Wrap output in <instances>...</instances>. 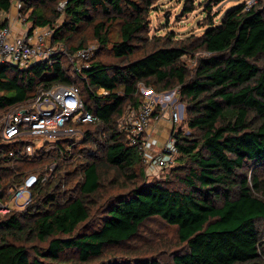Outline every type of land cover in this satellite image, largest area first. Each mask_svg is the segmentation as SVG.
<instances>
[{"label": "trees", "instance_id": "trees-1", "mask_svg": "<svg viewBox=\"0 0 264 264\" xmlns=\"http://www.w3.org/2000/svg\"><path fill=\"white\" fill-rule=\"evenodd\" d=\"M158 1H24L20 16L31 29L53 27L54 45L75 54L92 40L98 51L80 74L64 56L27 69L0 64V113L42 86L64 84L79 88L96 120L78 125L84 140L71 150L73 141H63V158L52 152L43 160L58 158L60 172L36 189L27 211L0 215V264H264V0L249 10L241 4L220 23L211 18L202 35L186 38L150 36ZM222 1L210 0L206 14ZM13 2L0 0V12ZM194 10L186 1L184 15ZM141 84L156 93L179 87L186 105L176 133L180 166L151 182L141 144L119 129L142 105ZM36 164L16 166L27 174ZM6 168L0 161L4 188L12 181ZM154 218L176 228L184 247L168 261L124 246ZM118 249L122 255L110 254Z\"/></svg>", "mask_w": 264, "mask_h": 264}, {"label": "built area", "instance_id": "built-area-1", "mask_svg": "<svg viewBox=\"0 0 264 264\" xmlns=\"http://www.w3.org/2000/svg\"><path fill=\"white\" fill-rule=\"evenodd\" d=\"M24 1L14 0L18 12L14 20L26 25L25 19L20 16ZM257 2L246 0V10ZM65 4H60V11ZM5 20H9V13L0 12V21ZM54 33L55 29L51 26L28 27L23 36H16L13 26L8 24L0 30V64L9 63L27 69L37 63L51 64L54 58L64 56L70 62L73 73L80 74L90 69V61L98 51L97 44L70 54L65 46L52 43ZM140 92L143 97L140 109L127 112L119 121V129L132 145L141 144V154L149 172L174 168V155L177 154L175 134L185 119L180 88L156 93L141 84ZM98 94H104V91L100 90ZM165 117L171 124V131L162 150L156 153L149 144V131L154 122ZM95 120L86 109L79 88L64 84L42 86L34 98L1 112L0 161L10 166L6 169L12 181L7 188L0 185V215L27 211L34 203L36 189L55 181L60 172L58 158L51 162L43 160L52 152L63 158V141H73L67 145V149L71 150L74 144L84 140V133L78 125ZM31 161L37 163L34 172L24 174L18 170L17 164Z\"/></svg>", "mask_w": 264, "mask_h": 264}, {"label": "rangeland", "instance_id": "rangeland-1", "mask_svg": "<svg viewBox=\"0 0 264 264\" xmlns=\"http://www.w3.org/2000/svg\"><path fill=\"white\" fill-rule=\"evenodd\" d=\"M186 1L191 2V0H159L156 4V9L151 15L152 23L150 26V36H164L169 32H174L177 38H186L190 35H202L208 29L207 24L209 19L212 18L216 23H220L223 16L228 11L235 9L246 2V0H223L218 4H212V12L207 15L205 8L209 5L210 0H193L195 3V10L184 15L183 11ZM61 3L58 5V11H60L59 8ZM61 23L62 19H58L56 22V24ZM87 35H90L89 30L87 31ZM88 44V46H90L96 44V42L90 40ZM185 60L192 67L195 65L196 58L193 57V55L185 57ZM186 131H188V135H190V131ZM176 158L177 154L174 155V160L176 164L175 166L178 167L180 164L178 161H176ZM172 169L173 168L162 171L156 169L152 172H149L148 169H146L147 176L145 177V180H147V182H151L155 179H165V176H167ZM249 173L251 175L252 171H249ZM260 174L262 178H264V172H260ZM111 178H113V172L110 173L109 179ZM110 191L113 194L114 191L121 192L124 190L119 188L116 190L114 188V190ZM124 246L130 248H134L135 246L141 247L142 255H145L144 257H150L156 254L164 261L169 260V255L173 251L184 249V247L179 244L177 229L168 226L159 218H154L147 221L142 227L138 239L135 240V242L126 244ZM113 252L116 255H122L123 253L121 249L114 250L110 254Z\"/></svg>", "mask_w": 264, "mask_h": 264}, {"label": "crops", "instance_id": "crops-1", "mask_svg": "<svg viewBox=\"0 0 264 264\" xmlns=\"http://www.w3.org/2000/svg\"><path fill=\"white\" fill-rule=\"evenodd\" d=\"M17 15L18 12L13 3L12 8L9 12V20H5V21H8V24L13 26V32L16 36H23L27 32L28 26L27 24L26 25L21 24L19 20H14ZM0 22H4V21H0ZM170 131H171V124L166 119V117L152 124L151 129L149 131L150 133L149 144L152 147L153 151L157 153L162 150L163 146L168 140Z\"/></svg>", "mask_w": 264, "mask_h": 264}, {"label": "water", "instance_id": "water-1", "mask_svg": "<svg viewBox=\"0 0 264 264\" xmlns=\"http://www.w3.org/2000/svg\"><path fill=\"white\" fill-rule=\"evenodd\" d=\"M175 136H176V134H175Z\"/></svg>", "mask_w": 264, "mask_h": 264}]
</instances>
